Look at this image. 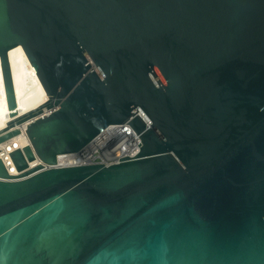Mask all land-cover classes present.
I'll return each instance as SVG.
<instances>
[{"label":"water","instance_id":"water-1","mask_svg":"<svg viewBox=\"0 0 264 264\" xmlns=\"http://www.w3.org/2000/svg\"><path fill=\"white\" fill-rule=\"evenodd\" d=\"M20 45L49 95L24 114ZM0 57V144L30 140L0 156V264H264V0H0ZM114 124L135 157L36 164Z\"/></svg>","mask_w":264,"mask_h":264},{"label":"bare ground","instance_id":"bare-ground-1","mask_svg":"<svg viewBox=\"0 0 264 264\" xmlns=\"http://www.w3.org/2000/svg\"><path fill=\"white\" fill-rule=\"evenodd\" d=\"M9 58L18 100V112L24 114L47 102L49 95L24 48L20 45L11 49ZM49 112V109L44 110L46 114ZM10 120H12V117L8 107L2 60L0 57V130L6 128ZM20 129L21 133L19 135L0 144V156L2 158L7 157L8 160L6 162H9L10 172L14 174H18V171L12 162L11 153L30 144V140L26 135L27 123L20 125ZM38 163L39 160L36 161V164ZM36 164L33 163L31 166H35Z\"/></svg>","mask_w":264,"mask_h":264},{"label":"built area","instance_id":"built-area-1","mask_svg":"<svg viewBox=\"0 0 264 264\" xmlns=\"http://www.w3.org/2000/svg\"><path fill=\"white\" fill-rule=\"evenodd\" d=\"M141 143V137L129 124H114L103 130L87 146L85 151L58 155L55 165L46 164L42 161H39V163L44 164V169L96 163L110 166L118 164L121 158L127 156L135 157L141 152V147L139 146ZM3 159L5 162L8 160L7 157ZM8 163L6 162V164Z\"/></svg>","mask_w":264,"mask_h":264},{"label":"rangeland","instance_id":"rangeland-1","mask_svg":"<svg viewBox=\"0 0 264 264\" xmlns=\"http://www.w3.org/2000/svg\"><path fill=\"white\" fill-rule=\"evenodd\" d=\"M99 71V70H98Z\"/></svg>","mask_w":264,"mask_h":264}]
</instances>
